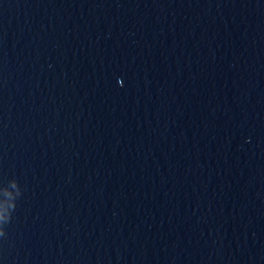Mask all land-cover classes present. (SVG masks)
<instances>
[{
	"label": "water",
	"instance_id": "obj_1",
	"mask_svg": "<svg viewBox=\"0 0 264 264\" xmlns=\"http://www.w3.org/2000/svg\"><path fill=\"white\" fill-rule=\"evenodd\" d=\"M0 264H264V0H0Z\"/></svg>",
	"mask_w": 264,
	"mask_h": 264
}]
</instances>
